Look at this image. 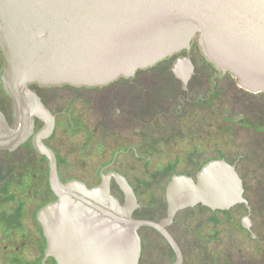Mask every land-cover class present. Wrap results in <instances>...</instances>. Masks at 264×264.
<instances>
[{
  "label": "flooded vegetation",
  "instance_id": "obj_1",
  "mask_svg": "<svg viewBox=\"0 0 264 264\" xmlns=\"http://www.w3.org/2000/svg\"><path fill=\"white\" fill-rule=\"evenodd\" d=\"M178 61L192 72L176 75ZM2 66L0 52V73ZM30 89L49 116L35 117L32 135L17 148L0 149V264H62L49 253L41 218L59 199L54 178L62 185L78 183L74 200L66 202L75 210L58 218V230L70 243L58 247L80 253L91 244L93 222L101 223L102 235L107 214L118 215L125 206L123 186L137 200L131 217L161 225L168 218L171 179L197 181L202 167L214 160L235 167L245 201L227 210L184 208L163 229L177 244L181 264H264V92L240 88L207 61L195 41L187 51L103 86ZM0 110L11 124L12 101L1 82ZM173 140H181L182 152H173ZM207 140L216 145L204 152ZM219 140L233 143L225 151ZM102 187L116 202L84 193ZM137 233L138 264L177 262L159 229L141 225Z\"/></svg>",
  "mask_w": 264,
  "mask_h": 264
},
{
  "label": "water",
  "instance_id": "obj_2",
  "mask_svg": "<svg viewBox=\"0 0 264 264\" xmlns=\"http://www.w3.org/2000/svg\"><path fill=\"white\" fill-rule=\"evenodd\" d=\"M193 41L207 61L229 73L240 88L264 92V0H0V82L13 109L11 124L0 110V149L12 150L27 140L35 117L48 119L31 85L103 86L187 51ZM181 65H174L176 75L192 72L191 66ZM50 129L52 125L46 131ZM53 186L59 199L41 218L49 253L62 264H138L141 225L159 229L177 253L175 264H181L177 244L163 229L178 211L197 204L227 210L245 201L235 167L225 160L210 161L197 181L186 176L171 179L166 190L168 218L161 225L131 217L137 200L123 186L126 204L116 210L118 215L107 214L102 224L106 233L101 235V223L93 222L90 246L80 253L69 247L59 252L58 245L70 239L58 230V218L61 212L75 210L66 202L74 200L79 187L73 182L62 185L58 178ZM84 193L116 202L105 187Z\"/></svg>",
  "mask_w": 264,
  "mask_h": 264
},
{
  "label": "rangeland",
  "instance_id": "obj_3",
  "mask_svg": "<svg viewBox=\"0 0 264 264\" xmlns=\"http://www.w3.org/2000/svg\"><path fill=\"white\" fill-rule=\"evenodd\" d=\"M222 137H223V135L221 133L220 139H222ZM172 142H173L172 143L173 152L180 153L185 148V146L182 145L181 140H176V142L173 140ZM215 142H216V140H207V142H205L204 145H203V151L207 152L206 151L207 148L210 149L209 151H211L212 147L214 145H216ZM218 142H219L220 148L223 147L222 149H224L225 151H228L229 146H231L230 144L233 143V140H219ZM175 143H177V145H175Z\"/></svg>",
  "mask_w": 264,
  "mask_h": 264
}]
</instances>
